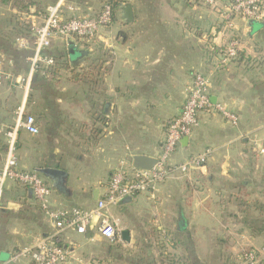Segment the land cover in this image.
<instances>
[{"label": "crops", "instance_id": "1", "mask_svg": "<svg viewBox=\"0 0 264 264\" xmlns=\"http://www.w3.org/2000/svg\"><path fill=\"white\" fill-rule=\"evenodd\" d=\"M59 1L66 18L92 17L101 8V0H30L44 13L30 16L32 24H41L46 8ZM121 2L91 42L53 40L43 55L55 60V71L33 74L29 85L16 80L29 72L32 40L21 38L24 48L15 41L13 51L0 42V61L11 63V79L0 87V170L5 134L21 111L20 120L34 117L39 133L17 128L18 169L40 174L51 189L52 209L89 210L122 164L159 155L166 123L180 113L193 74L202 73L210 81L211 102L234 113L237 126L218 114H199L171 162L209 150L206 163L175 174L152 195L109 208L112 240L95 228L61 234L60 246L68 253L63 264H164L163 256L178 251L187 264H243L241 251L264 249V231L246 225L248 216H258L252 205H264V156L258 152L264 139L263 25L228 18V0L214 6L201 0ZM2 6L0 16L9 11ZM0 28L2 34L5 27ZM231 40L238 42L236 58L222 66ZM44 169L61 172V183L44 176ZM240 205H247V212ZM52 232L31 190L7 181L0 202V263Z\"/></svg>", "mask_w": 264, "mask_h": 264}, {"label": "built area", "instance_id": "2", "mask_svg": "<svg viewBox=\"0 0 264 264\" xmlns=\"http://www.w3.org/2000/svg\"><path fill=\"white\" fill-rule=\"evenodd\" d=\"M201 2L209 6L216 4V0H201ZM62 7L61 1L48 6L42 23L33 26V40L31 42L33 54L30 59L29 72L24 80L17 79V84L24 82L29 85L33 74L41 68L44 69V67L53 65V59L43 55L44 51L50 48L53 40L75 38L91 42L102 27L111 23V8L107 0H101L99 12L92 17L66 18L63 16ZM69 10L71 9L69 8ZM226 15L228 18L239 17L261 22L264 28V0H228ZM16 42L22 48L26 45V41L23 39H17ZM237 50L238 42L231 40L222 52L220 64L225 66L234 60ZM10 65V62L0 61V87L11 79V73L7 69ZM209 90V78L202 73H194L188 85L187 98L180 113L165 125L161 151L154 158L156 164L150 170H136L131 165L125 167L122 164L117 171L111 174L104 194L97 199L95 206L89 210L52 209L50 207L51 189L45 184L40 174L18 169L15 156L17 128H22L31 136H36L39 133L34 117L26 116L20 120L22 112L19 111L15 128L5 134L7 148L5 160L0 170V202L7 181L28 187L53 232L35 245L21 248L12 253L7 261L0 264H17L21 260H29L31 264H63L68 253L60 246L59 236L61 234L66 231H73L83 235L88 229L95 228L101 237L112 240L115 236V229L108 216L109 208L137 195H152L160 184L175 174L183 176L190 170L203 166L211 154L209 150H205L197 156L189 157L182 163L173 164L171 158L181 140L190 136L201 113L218 114L232 127L237 126L238 117L223 105L213 104L210 100ZM258 152L264 156V139ZM240 259L246 264H264L259 253L249 249L240 252Z\"/></svg>", "mask_w": 264, "mask_h": 264}, {"label": "trees", "instance_id": "3", "mask_svg": "<svg viewBox=\"0 0 264 264\" xmlns=\"http://www.w3.org/2000/svg\"><path fill=\"white\" fill-rule=\"evenodd\" d=\"M9 1H13L12 8L13 9H17V10H22L20 12V17L17 16L16 18L20 21V23H16L17 25V31L18 33L22 32L25 33V35H29V39L27 40H33V36H32V28L34 26V24H32V21L30 19V16L32 15H44V13H40V8L39 6L35 5L34 3H31L30 0H1V3H3L4 5L8 4ZM107 3L109 4L110 8H111V21L113 19V16L116 12V9L118 7H120V5L123 4V2L118 1V0H107ZM36 6L35 8V12L34 14L30 13V7L31 6ZM15 6L17 8H15ZM20 8V9H18ZM24 12V13H23ZM22 14H25L22 15ZM22 15V16H21ZM22 38V37H21ZM25 39V37H24ZM78 41L80 42L81 40L78 39ZM86 42V41H83ZM87 43V42H86ZM55 62V60H53ZM57 62V61H56ZM55 66V65H54ZM50 66L49 68L43 69L41 68V70H38L36 73H49L52 74L55 71V67ZM242 196L244 195V192L242 191L240 193ZM246 208L243 211H247V209H249V207L247 205H244ZM252 207H254V209L258 212L259 216H257V218L252 221V222H246V225L253 231H259V232H263L264 231V215H262V213H264V205L262 204H256V205H252ZM260 227V228H259ZM160 249H162V246H159ZM166 257V256H163ZM166 260V258H165ZM164 261V260H163ZM169 264H185V259H175L174 256L170 257V259L168 260ZM164 264H166V262H164Z\"/></svg>", "mask_w": 264, "mask_h": 264}, {"label": "rangeland", "instance_id": "4", "mask_svg": "<svg viewBox=\"0 0 264 264\" xmlns=\"http://www.w3.org/2000/svg\"><path fill=\"white\" fill-rule=\"evenodd\" d=\"M4 7H3V6ZM12 5H14L13 4V1H9V3L8 4H6V5H4L3 3H1V0H0V6H2V8L3 9H5L6 11H8V13L7 14H4L3 16H0V27H5V29L3 30V32H2V34L0 33V42H2V43H4L3 44V46L5 45V47H6V49L8 50V51H13V49H15L16 50V47H15V45L13 44L17 39H21V37L22 38H24L25 37V39L27 38V39H29L30 37H29V35L27 36V35H25V33H22V32H20V33H18V29H17V25H16V23H20V21L16 18L17 16H19L20 17V15H19V13L22 11V10H17V9H13L12 8ZM15 8H17L16 6H15ZM18 9H20V8H18ZM19 12V13H18ZM24 13V12H23ZM24 15V14H23ZM22 16V15H21ZM5 25V26H4ZM1 29V28H0ZM29 43H30V41H29ZM9 44H13L12 45V47H10V45ZM30 45L32 46V43H30ZM32 48V47H31ZM2 61V60H1ZM2 62H5V61H2ZM240 207V209H242V210H244L245 209V207L244 206H239ZM252 209L254 210V213H257L258 214V212L254 209V207H252ZM242 212H247V211H242ZM262 215H264V213H262ZM258 216H259V214H258ZM255 220V218L254 217H250V216H248V220H247V222H252V221H254ZM155 246V245H154ZM250 250H253L254 252L256 251V252H258L259 253V255H260V258H262L263 260H264V249H261V250H256V249H250ZM242 252V251H241ZM176 254V256H175V259H185L182 255H181V253H179V251L178 252H176L175 253ZM172 257V256H171ZM239 258H240V254H239ZM170 259V257H168V255H166V261L165 262H167L166 264H168V260ZM241 260V262H243V264H246L242 259H240ZM7 261V260H6ZM3 262H5V261H3ZM183 264V263H182ZM185 264H187V261L185 260ZM189 264V263H188Z\"/></svg>", "mask_w": 264, "mask_h": 264}, {"label": "water", "instance_id": "5", "mask_svg": "<svg viewBox=\"0 0 264 264\" xmlns=\"http://www.w3.org/2000/svg\"><path fill=\"white\" fill-rule=\"evenodd\" d=\"M124 11L127 18L130 19V8L126 6L124 7ZM185 140H187V138H185ZM132 164L136 170H150L156 164V160L148 156L139 155L133 158ZM41 173L44 176L55 178L57 180L56 183H61V181H59L60 177L63 176L61 172L52 169H44L41 171Z\"/></svg>", "mask_w": 264, "mask_h": 264}]
</instances>
